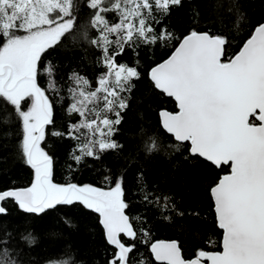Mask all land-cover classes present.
Here are the masks:
<instances>
[{
	"label": "snow or ice",
	"instance_id": "6c2138e0",
	"mask_svg": "<svg viewBox=\"0 0 264 264\" xmlns=\"http://www.w3.org/2000/svg\"><path fill=\"white\" fill-rule=\"evenodd\" d=\"M182 2L87 0L90 16L80 24L79 0H0V111L4 113L0 122L19 124L20 149L34 170L30 187L0 191V214L6 213L3 202L8 199L32 214L79 202L101 217L106 240L114 246L108 264H131L136 245L123 242L122 234L132 240L138 234L125 214L122 178L107 190L53 182V157L41 143L53 123L54 102L47 93L60 97L61 89L54 80V66L50 62L45 66L42 56L66 36L75 41L81 33L101 51L105 71L97 87L77 73L70 77L67 111L80 119L70 123L66 133L52 132L77 141L71 154L77 164L85 157L99 159L123 147L113 137L129 107L133 81L141 75L138 67L118 63L117 57L126 48L134 51L141 45L177 39L166 28L157 31V26ZM90 30L96 31L94 38L88 37ZM226 45L220 35L191 30L179 39L172 55L150 72L155 88L174 98L178 108L160 112L162 127L178 142L170 147L179 151L187 142L189 155L229 169L210 188L223 232L220 250H199L185 259L176 242L157 241L150 244V251L161 264H264V24L255 28L234 57L226 55ZM41 68L49 77L47 89L38 83ZM149 140L145 150L159 151L156 138ZM141 235L148 243V233ZM10 237V233L0 237V264H19V254L9 247ZM22 239L34 242L31 234ZM52 264H71V259Z\"/></svg>",
	"mask_w": 264,
	"mask_h": 264
},
{
	"label": "trees",
	"instance_id": "16d2710c",
	"mask_svg": "<svg viewBox=\"0 0 264 264\" xmlns=\"http://www.w3.org/2000/svg\"><path fill=\"white\" fill-rule=\"evenodd\" d=\"M78 23L90 16L87 0H79ZM112 19V15H109ZM264 23V0H183L180 7L157 26L166 28L177 39L141 45L134 51L125 49L117 57L118 63L138 67L140 78L128 100L129 107L122 113L115 139L123 147L100 155L99 159L85 157L79 164L71 154L77 141L52 132H65L70 123L80 118L69 115L67 89L74 73L86 78L92 88L97 87L99 76L105 71L101 65V51L88 43L83 34H76L73 41L68 36L54 49L42 56L45 66H54V80L61 89L60 97L48 92L53 100V123L47 126L41 147L53 157V182L92 185L107 190L122 178L125 212L137 231L132 240L122 235L126 244H135L130 254L131 264H161L150 251L155 240H176L183 256L190 259L199 250L218 251L222 230L218 228L210 188L229 169L214 167L203 158L189 155L187 142L176 151L172 134L163 127L160 111H176V102L151 81L150 70L168 58L179 39L191 30L209 32L226 39V55L231 58ZM97 35L88 32L89 38ZM38 83L47 89L49 77L41 68ZM4 113L0 111V118ZM155 137L159 151L147 152L145 143ZM21 131L18 123L0 122V191L30 187L34 170L25 162L20 149ZM78 155L79 152H76ZM71 165V168L69 167ZM105 177H109L106 183ZM149 199H144V194ZM157 198H161L159 203ZM165 198L168 208L164 210ZM5 214H0V237L10 233L9 247L19 254V264H52L53 261L71 259V264H108L114 246L109 245L98 213L79 202L57 205L42 214L26 213L13 200L3 203ZM148 233V243H143L142 233ZM31 234L34 242L22 237Z\"/></svg>",
	"mask_w": 264,
	"mask_h": 264
},
{
	"label": "water",
	"instance_id": "95a60500",
	"mask_svg": "<svg viewBox=\"0 0 264 264\" xmlns=\"http://www.w3.org/2000/svg\"><path fill=\"white\" fill-rule=\"evenodd\" d=\"M262 24H264V23H262ZM257 27H258V26H257ZM253 34H254V32H253ZM240 50H241V49H240ZM172 53H173V52H172ZM172 53H171V55H172ZM171 55H170V56H171ZM170 56H169V57H170ZM169 57H168V58H169ZM233 57H234V56H233ZM168 58H166L165 60H167ZM165 60H163L162 62H164ZM162 62H160V63H162ZM160 63H158V64H160ZM158 64H157V65H158ZM157 65H155V66H157ZM155 66H154V67H155ZM150 72H151V70H150ZM150 72H149V76H150ZM150 79H151V78H150ZM151 81H152V80H151ZM152 82H153V81H152ZM173 99H174V98H173ZM176 109H177L176 111H178L177 105H176ZM165 110H166V109H163V110H161V111H165ZM161 111H160V112H161ZM166 111H168V110H166ZM176 111H174V112H176ZM169 112H172V111H169ZM160 119H161V123H162V118L160 117ZM225 174H227V173H225ZM223 175H224V174H223ZM223 175H222V176H223ZM222 176H221V177H222ZM16 189H21V188H16ZM8 190H9V189H8ZM212 199H213V198H212ZM8 200H11V199H8ZM213 202H214V200H213ZM3 203H4V202H3ZM125 214L128 215L126 212H125ZM128 216H129V215H128ZM129 218H130V216H129ZM130 220H131V218H130ZM133 227H134V225H133ZM134 229H135V228H134ZM122 235H123V234H122ZM222 235H223V234H222ZM157 241L176 242V243L179 245V243H178L176 240H167V239L155 240V241H153L152 243L157 242ZM179 247H180V246H179ZM180 249H181V248H180ZM181 253H182V250H181ZM182 255H183V253H182ZM152 256L154 257L153 254H152ZM184 258H185V257H184ZM154 259H155V258H154ZM185 259H186V258H185ZM159 262H160V261H159Z\"/></svg>",
	"mask_w": 264,
	"mask_h": 264
}]
</instances>
